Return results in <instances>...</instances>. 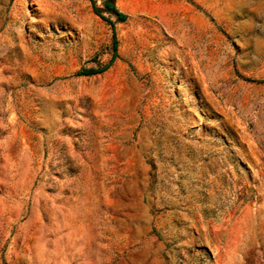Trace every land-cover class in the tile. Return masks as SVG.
Returning <instances> with one entry per match:
<instances>
[{
	"label": "rangeland",
	"instance_id": "374dc122",
	"mask_svg": "<svg viewBox=\"0 0 264 264\" xmlns=\"http://www.w3.org/2000/svg\"><path fill=\"white\" fill-rule=\"evenodd\" d=\"M114 4L77 76L89 0H0V264H264V0Z\"/></svg>",
	"mask_w": 264,
	"mask_h": 264
},
{
	"label": "trees",
	"instance_id": "16d2710c",
	"mask_svg": "<svg viewBox=\"0 0 264 264\" xmlns=\"http://www.w3.org/2000/svg\"><path fill=\"white\" fill-rule=\"evenodd\" d=\"M91 2V6L93 9V12L95 15L99 16L101 19H103L104 21H106L112 29V56L111 59L109 60V62L104 65L101 68H81L78 72L75 73V75L77 76H91V75H96V74H100L102 72H104L105 70H107L110 65L113 63L115 57H116V38H115V34H114V23L107 19L105 16H103L104 13H108L109 15L115 17L117 22H122L125 20V15L123 13H121L115 6L114 4V0H104L102 7L98 8L95 6V2L93 0H89Z\"/></svg>",
	"mask_w": 264,
	"mask_h": 264
}]
</instances>
